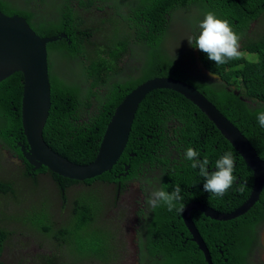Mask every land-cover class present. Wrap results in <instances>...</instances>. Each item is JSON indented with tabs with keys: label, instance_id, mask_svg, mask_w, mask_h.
<instances>
[{
	"label": "trees",
	"instance_id": "1",
	"mask_svg": "<svg viewBox=\"0 0 264 264\" xmlns=\"http://www.w3.org/2000/svg\"><path fill=\"white\" fill-rule=\"evenodd\" d=\"M100 1V9L114 11L108 21L116 24V38L106 48H99L98 43L91 40L100 29L97 25H89L78 14L72 6L73 0H62V4L60 0L54 2L55 14L41 18L34 8L14 0H0L2 12L25 17L40 36L67 34V38L62 37L48 45L52 107L44 136L54 151L78 164L93 162L117 106L135 87L155 77H173L194 85L245 135L253 141V135H263V141L264 33L258 34L257 39L247 35L251 24L264 16V0ZM47 2L49 0H36L37 5ZM94 3L95 0H80L79 5L92 8ZM195 7L199 9H192ZM176 21L184 25L188 21L190 24L198 21L214 30L226 29L229 46L242 43V51L258 55V59L251 61L235 53L220 52L213 48V43L218 42L212 43L207 37H194L192 50L198 48L200 62L219 78L197 76L176 62L169 52L168 38L176 31ZM122 26L129 33H122L125 31ZM132 45L141 52L146 51L142 71H136L125 80L114 79L119 61L129 50L132 52ZM55 52H62L70 66L74 62L79 71L72 68V72H80L82 79L74 73L69 76L56 73L52 57ZM89 52L94 55L87 64L77 60ZM84 83H87L85 90ZM105 86L107 89L103 91ZM23 94L22 72H15L0 82V139L22 160L26 177L38 180L40 175L50 174L66 200L72 186L85 183L92 189L98 182L116 190L117 198L119 190L123 192L129 183L144 177L142 191L156 192L151 197L157 199L152 218L159 231L147 237L139 234V247L147 248L151 254L140 256V263L145 264L147 259V264H208L198 245L192 239L187 240L192 235L183 221V209L203 188L210 193L203 199L208 200L211 207L228 209L230 197L235 196L241 201L240 205L253 188L254 172L197 105L170 89L152 91L139 106L128 145L118 163L101 176L79 181L54 173L46 166L31 175L33 166L19 145L20 141L27 142L22 122ZM255 145L264 159V144ZM226 166L235 167L236 176L227 179L223 185L221 180L226 175L222 173V167ZM14 191L12 182L0 179V194ZM263 205L264 193L256 211L251 209L248 214L227 221L214 220L193 211L200 224L204 219L209 223L206 229L210 238L206 241L214 264H225L227 257L228 264H251L250 256L259 237L257 215L260 214L258 220L264 219ZM95 207L101 210V202L92 203V207L81 206L77 212L82 208L91 214ZM85 216L84 212L79 214V225L85 223ZM91 221H94L93 216ZM97 231L98 248H103L105 241L109 246L114 245V234L110 229H95ZM10 235L8 229L0 226V264H6L2 257ZM98 248L93 247L90 258L111 261ZM42 264L68 263L62 255L54 254L45 258Z\"/></svg>",
	"mask_w": 264,
	"mask_h": 264
},
{
	"label": "water",
	"instance_id": "2",
	"mask_svg": "<svg viewBox=\"0 0 264 264\" xmlns=\"http://www.w3.org/2000/svg\"><path fill=\"white\" fill-rule=\"evenodd\" d=\"M62 37L67 38V34L42 37L25 17L9 16L0 10V82L15 72L24 74L22 122L27 142H19V145L33 171L46 166L54 173L79 181L111 171L128 145L136 114L146 96L158 89L182 94L208 116L254 172L253 188L240 205L241 201L235 196L230 197L228 209L211 207L209 201L203 199L210 193L203 188L183 211L182 218L192 240L203 252L207 263L214 264L210 246L196 224L193 211L201 210L212 219L226 221L241 216L262 198L264 159L255 142L194 85L173 77H155L134 88L118 105L93 162L78 164L61 156L46 142L44 131L52 107L48 45ZM234 169L222 167V173L226 175L221 180L223 185L227 179L236 176ZM0 179L9 180L15 189L9 194H0V226L11 232L2 257L6 264H42L45 258L54 254L62 255L68 264H83L84 261L85 264H141L142 255L135 253L139 244L134 234L136 217L131 212L139 207L136 203L144 177L129 183L123 192L119 190L117 198L116 190L98 182L92 189L85 183L72 186L66 200L50 174L40 175L38 180L26 177L22 160L0 139ZM96 201L101 202L102 212L97 207L91 214L82 208L77 212L79 207H92ZM81 212L86 219L79 225L77 217ZM92 216L94 221H91ZM95 229H110L114 234V245L109 246L105 241L103 248H98L96 238L99 235ZM93 247L111 261L91 259ZM145 260L147 264L148 260Z\"/></svg>",
	"mask_w": 264,
	"mask_h": 264
},
{
	"label": "rangeland",
	"instance_id": "3",
	"mask_svg": "<svg viewBox=\"0 0 264 264\" xmlns=\"http://www.w3.org/2000/svg\"><path fill=\"white\" fill-rule=\"evenodd\" d=\"M18 4H23L24 6L34 8L39 15V17H48L49 15L52 16L55 14V3L57 0H49L47 4L43 3V5H37L36 0H14ZM133 1V0H130ZM96 5L101 6L102 3L98 2ZM192 9H199V8H192ZM94 10V11H93ZM96 8H77L78 14L82 17H86L87 23L89 25H101V26H109V22L107 20L108 15L106 13L97 12ZM106 11L112 14V10L106 9ZM113 16V14H112ZM193 17V14L191 13ZM194 18V17H193ZM175 24L177 25L176 31L172 33L168 38L169 43V52L171 53L172 57L176 58V62L181 64L182 66L188 67V70H192L193 74H197L198 76H205L206 79L215 78L218 79L219 77L211 74L200 62L199 55H198V48H194L192 50V43L194 37L199 38H208L211 42H218V44H214L213 48L217 49L220 52L233 54L236 53L240 57H246L251 61H257L258 55L249 53L245 50L242 51V43L234 46H229L227 42V30H214L209 26L195 21L194 23L190 24L189 21L187 24H182L180 21H176ZM125 31L122 33H129L128 30L124 26H122ZM251 31L247 35L249 38L257 39L259 37L258 34L264 33V16L251 24ZM231 32V30H230ZM264 37V35H263ZM116 37L114 36V32H112V28H107L105 30L96 33L94 37L91 39L98 43L99 48H106L107 44L111 43L113 39ZM130 49V48H128ZM132 52L129 50L125 53L124 57L119 61L117 66V73L114 76V79L125 80L131 78V76L136 72H141L143 65L146 63V51L141 52L139 49L135 47V45L131 46ZM94 55L93 52H89L87 56H82L77 58L78 61H83L86 64L89 62V58ZM54 60V70L56 73H60L62 75L69 76L70 74H75L80 79H82L80 72H72V68L79 71L77 67H74V62H68L67 59L64 58L62 52H55L53 54ZM107 57H110L107 55ZM143 57V58H142ZM144 59V60H143ZM143 62V64H142ZM142 64V66H141ZM141 66V67H140ZM140 67V69H138ZM138 69V70H137ZM76 82H80L78 79H75ZM84 90L87 86V83L83 84ZM107 87H103V91H105ZM250 261L252 264H264V225L260 227L259 233V240L257 245L255 246Z\"/></svg>",
	"mask_w": 264,
	"mask_h": 264
},
{
	"label": "flooded vegetation",
	"instance_id": "4",
	"mask_svg": "<svg viewBox=\"0 0 264 264\" xmlns=\"http://www.w3.org/2000/svg\"><path fill=\"white\" fill-rule=\"evenodd\" d=\"M97 12L106 13L108 15V17L112 16V14L106 10H98ZM112 13H114V12H112ZM108 27H112V25L109 24ZM34 173L35 172L32 171L31 175H33ZM193 192L194 191H192V193ZM153 193L156 194V192H150V189H147L144 191L141 190L139 193V197H140L139 199H141V201L136 203L139 205V207L135 211L131 212V213H133V216L136 217V225L134 228V234L136 237V242H138V243L140 240V235L147 237V236L153 235L154 233H157L159 231L158 228L154 227V222H153V218H152L155 215L154 211L156 210V206H157L156 205V203H157L156 197L151 198ZM149 198H151V199H149ZM184 209H183V211H184ZM221 210H223V209H221ZM101 212H102V210H101ZM137 212H138V216H137ZM182 216H183V213H182ZM194 219L196 221V217ZM197 226H198L200 232L202 233L205 241H206V238H210V234H209L208 230L206 229V227L209 226V223L207 222L206 219H204V221L201 222V225L197 224ZM201 226L203 227V229ZM144 237H142V238L146 239ZM189 239H192V237H187V240H189ZM135 253L137 255H142L143 257L151 256L149 250L147 248H140L139 244L136 245Z\"/></svg>",
	"mask_w": 264,
	"mask_h": 264
},
{
	"label": "clouds",
	"instance_id": "5",
	"mask_svg": "<svg viewBox=\"0 0 264 264\" xmlns=\"http://www.w3.org/2000/svg\"><path fill=\"white\" fill-rule=\"evenodd\" d=\"M58 2H59V0H57ZM98 2H100V3H102L100 0H95V3H94V5L92 6V8H96L97 10H102V9H100V6H98V5H96V3H98ZM59 3H61L62 4V0H60V2ZM80 0H73V2H72V6L77 10V8H79V7H81L80 5ZM81 8H83L84 9V7H81ZM108 9V8H107ZM33 10H35V9H33ZM104 10H106V9H104ZM108 10H110V9H108ZM36 11V10H35ZM94 11V10H93ZM112 12H114L113 10H112ZM37 13V12H36ZM113 15H114V13H112ZM80 15V14H79ZM85 20H86V22H87V19H86V17H83ZM112 18V16H109L108 18H107V20H109V19H111ZM109 22V24H111L112 25V27H110V28H112V32H114L115 31V29H116V24H115V22L113 21V22H111V21H108ZM97 27H99V31L98 32H96V33H99L100 31H102V30H105V29H107V28H109L108 26H101V25H97ZM252 29V28H251ZM217 50V49H216ZM236 54V53H235ZM240 57V56H239ZM243 57V56H242ZM246 58V57H245ZM192 73V72H191ZM195 75H197V74H195ZM198 76V75H197ZM201 76V75H200ZM217 76V75H216ZM140 85V84H139ZM136 88V87H135ZM118 107V106H117ZM115 113V112H114ZM254 136V139H255V143H260L261 145H263L264 144V139H263V141H261V138L263 137V135H259V134H255V135H253ZM56 152V151H55ZM262 199V198H261ZM261 199L256 203V204H254L249 210H247L244 214H242V215H245V214H248L249 213V211L251 210V209H253L254 211H256L259 207H256V205L261 201ZM263 209H264V205H263V207H262ZM197 212H200L203 216H205V217H209V218H211L210 216H207L206 215V213L205 212H203V211H201V210H196ZM264 214V213H263ZM241 215V216H242ZM260 215V214H259ZM259 215H257V221H258V224H257V233H258V236H259V233H260V227L262 226V225H264V219L263 220H258V217H259ZM238 217H240V216H238ZM238 217H236V218H238ZM212 219V218H211ZM235 219V218H234ZM215 220V219H214ZM218 221H224V220H218ZM227 221V220H226ZM196 222H197V224L198 225H201V224H199V221H198V219H196ZM258 240H259V237H258ZM255 246H256V244H255ZM255 248V247H254ZM250 249H251V245L248 247V252L250 251ZM251 257V256H250ZM228 260H229V258L227 257V258H225V264H228ZM252 264V263H251Z\"/></svg>",
	"mask_w": 264,
	"mask_h": 264
}]
</instances>
